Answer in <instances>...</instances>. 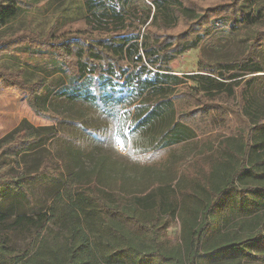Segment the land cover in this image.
Wrapping results in <instances>:
<instances>
[{
	"label": "trees",
	"instance_id": "obj_1",
	"mask_svg": "<svg viewBox=\"0 0 264 264\" xmlns=\"http://www.w3.org/2000/svg\"><path fill=\"white\" fill-rule=\"evenodd\" d=\"M44 1L0 0V88L57 123L93 109L145 160L76 171L50 146L67 132L21 120L0 138V264H264V0H78L44 33L14 29Z\"/></svg>",
	"mask_w": 264,
	"mask_h": 264
},
{
	"label": "rangeland",
	"instance_id": "obj_2",
	"mask_svg": "<svg viewBox=\"0 0 264 264\" xmlns=\"http://www.w3.org/2000/svg\"><path fill=\"white\" fill-rule=\"evenodd\" d=\"M24 2L30 7L34 0ZM68 3L69 1H65L60 5L45 0L38 6L34 5L33 10L27 11L16 21L17 26L14 29L34 28L44 33L55 19L63 21L73 18L80 7L79 2L74 0L71 4ZM239 48L240 45L235 40L218 48L207 49L205 52L193 50L179 56L173 64V69L179 75L193 73L200 70V60L211 63L226 61L231 59ZM56 115L60 123L38 116L30 109L25 96L0 88V138L18 127L21 120L26 119L36 126L56 125L60 131L64 130L70 135L71 141L56 140L50 146L53 153L64 160L66 166L76 171L91 170L101 156L109 157L121 165L137 166L139 162L145 160L141 159L142 157L133 159L127 148L120 146L115 136L114 123L109 121L107 116L99 115L97 111L79 104L71 106L62 104ZM30 237V233L22 230L11 235L9 242L13 248L23 250L30 242Z\"/></svg>",
	"mask_w": 264,
	"mask_h": 264
}]
</instances>
